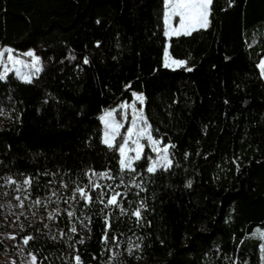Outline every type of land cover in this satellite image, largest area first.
<instances>
[{
  "label": "trees",
  "instance_id": "16d2710c",
  "mask_svg": "<svg viewBox=\"0 0 264 264\" xmlns=\"http://www.w3.org/2000/svg\"><path fill=\"white\" fill-rule=\"evenodd\" d=\"M163 19L164 0H0V49L40 61L31 82L0 79V207L7 181L31 206L12 220L16 239L0 238L15 264H259L264 0H213L190 35L166 38ZM166 46L186 67L163 66ZM135 93L152 136L174 145L166 171L147 172L145 147L122 172L119 138L102 143V112ZM108 185L126 194L120 207H105Z\"/></svg>",
  "mask_w": 264,
  "mask_h": 264
},
{
  "label": "snow or ice",
  "instance_id": "6c2138e0",
  "mask_svg": "<svg viewBox=\"0 0 264 264\" xmlns=\"http://www.w3.org/2000/svg\"><path fill=\"white\" fill-rule=\"evenodd\" d=\"M213 4V0H164L165 13L164 19L165 24L168 26L165 31L166 36H180V35H190L193 31L198 30L200 28H206L209 24V16L211 12V6ZM174 17H178V24L176 27L171 26V21ZM6 52L9 53L8 60L14 64L22 63L20 60H14L11 55V49H6ZM4 53L0 52V57H3ZM26 55L33 58V63L29 67H33L36 72L40 71V61L37 57H35L33 52H28ZM85 64L88 63L87 59L84 61ZM164 67L169 68H179L186 67V64L182 60L171 59L168 55V52H165V62ZM261 73L264 74V61H261L260 65ZM7 67H5V75L7 74ZM187 71H192V68H187ZM17 74L20 75L17 70ZM4 76H0V79H3ZM22 79H25V82H31V80L27 76H22ZM135 95V94H134ZM136 100L143 104L144 97L142 95H136ZM123 107H128V105H124ZM134 116L131 122V127L127 130V135L123 138V142L119 146V154H120V170L135 172L134 163L139 161L142 158V154L144 151L145 145L141 144L142 139H147L152 150L157 153V159L152 160L151 165L147 168V172L154 173L158 169L167 170L171 166V160L169 159V148L174 147V145H168L163 148H160L161 141L155 139L151 134V126L148 124L147 118L144 116L142 110L139 112L136 109L135 104L131 105ZM102 120L105 124L106 131L104 133L103 143L107 145L109 148L114 146V141L116 137L120 134V129L122 127L121 123H118L114 119L113 112L109 111L105 113V116L102 117ZM142 123L143 127L139 126V123ZM135 136V139L133 137ZM129 142H131L134 147L129 148ZM130 152H134L135 155H130ZM93 176H100V178L113 179L110 172H102L95 173L92 172ZM122 179V178H121ZM11 183H15V181H11ZM24 184L30 185L31 179L27 178L24 180ZM139 187V185H136ZM93 187L95 189H99L102 186L98 183H94ZM109 189H112L111 195L108 196L106 203L103 197L106 195L105 193H99L100 202L105 203V207L107 206H115L120 207L122 204V197L125 196V193L117 192L112 188V185L107 186ZM119 187V185H117ZM76 191L79 193V196L84 199L86 202H92L93 197L88 194L84 189L77 188ZM19 200V197H16ZM37 204L40 203L39 200L36 201ZM20 207H23V204H20ZM144 205L141 203L140 207L137 208L133 215L139 220L141 218V209H143ZM123 212V209H121ZM68 216H72L73 213L69 211ZM51 218V217H49ZM107 223V222H106ZM110 227V225H108ZM72 231L75 232V227L72 228ZM257 234L261 239H264V231L257 229ZM8 239L15 240L16 237L10 235L7 237ZM32 239L31 236L23 239V243L27 245L29 241ZM105 240H107V236H105ZM262 250H264V246H262ZM32 264H37V257L33 255L31 257ZM77 264H80V258L76 257ZM14 264V262H13Z\"/></svg>",
  "mask_w": 264,
  "mask_h": 264
},
{
  "label": "rangeland",
  "instance_id": "374dc122",
  "mask_svg": "<svg viewBox=\"0 0 264 264\" xmlns=\"http://www.w3.org/2000/svg\"><path fill=\"white\" fill-rule=\"evenodd\" d=\"M165 11L166 9L164 6V13ZM178 20H179L178 17H174L171 21V26L176 27L178 24ZM163 23H164V32H165L168 28V26L165 24V19H163ZM200 29H203V28H200ZM166 38H169V36H166ZM6 49H9V48L3 47L0 49V52L4 53L3 57H0V76H5V67H7L8 69L6 75L11 74L20 82H25V79H22V76H27L30 80L37 76L38 72H36L33 67H29L33 63V58L26 55V53L32 52L31 50L28 49V50L21 51V52L11 51V55L13 59L20 60L22 62L20 64H14L8 60L9 53L5 51ZM166 51L168 52L167 46L162 56L163 66L165 62V52ZM261 61H264V57H262L258 63V72H259L260 78L264 81V74L261 73V70L259 67ZM165 68L173 69L169 67H165ZM175 69H178V68H175ZM17 70L19 71L20 75L17 74ZM136 95H141V94L139 93H135V95L133 94L129 101L120 102L116 104L114 107L104 110L100 116L101 124H102V138H101L102 143L104 139V133L106 131L105 124L102 120V117L105 116V113L109 111L113 112L114 119L118 123L122 124V127L120 129V134L116 137V139L119 138V144L117 146L119 160H120L119 146L123 142V138L127 135V130L131 127V122L134 116L131 105L135 104L138 112L140 110L143 111V104H141L139 101L136 100ZM124 105H128V107H123ZM139 126L143 127L142 123H139ZM133 139H135V136L133 137ZM140 142L141 144L145 145V147L147 148L148 154L146 155V160H147V164L149 167L151 165L152 160L157 159V153L152 150V147L150 146L147 139H142ZM133 147L134 145L131 142H129V148H133ZM160 148H163V147L160 146ZM129 154L133 156L135 155L134 152H130ZM16 197H19V200L16 199ZM1 198H2V206L0 207V238L13 235L10 231L13 228V226H11V223L13 222L12 220L14 216H25L31 207L29 201L27 200V193L25 190V186H23L22 184L11 183V181H7L2 187ZM55 200L56 199L54 198H49L50 203L51 202L53 203ZM21 203L23 204V207H20ZM35 207L44 209L42 204H38ZM254 233L258 235L257 229L254 231ZM262 246H264V239H261V245L258 249L259 264H264V250H262ZM31 257H32L31 255L22 256L21 264H32ZM13 262L14 260L7 254L5 253L0 254V264H13Z\"/></svg>",
  "mask_w": 264,
  "mask_h": 264
}]
</instances>
